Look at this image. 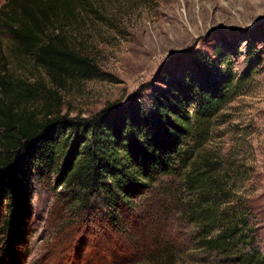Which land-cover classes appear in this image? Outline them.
<instances>
[{"label": "rangeland", "instance_id": "rangeland-1", "mask_svg": "<svg viewBox=\"0 0 264 264\" xmlns=\"http://www.w3.org/2000/svg\"><path fill=\"white\" fill-rule=\"evenodd\" d=\"M8 1L0 0V18ZM74 5L75 17L54 25L92 59L100 71L96 77L49 75L0 23V78L12 81L19 95L21 80L44 84L37 97L16 94L19 111L42 121L47 112L51 119H86L112 104L148 101L156 90L167 89L170 79L175 88L193 76L199 79L195 59L213 69L229 66L244 84L214 121L197 162L239 169L236 183L226 178L232 205L247 210L250 235L264 256V0H76ZM224 58L228 64L216 65ZM0 98L6 95L0 92ZM24 167L29 202L21 215L23 238L8 251L1 233L17 212H10L11 192L0 196V264H240L199 246L198 228L181 213L193 196L176 179L136 200L135 215L128 213L113 227L96 211L72 208L65 189L56 186L57 174L45 186L34 167Z\"/></svg>", "mask_w": 264, "mask_h": 264}, {"label": "trees", "instance_id": "trees-1", "mask_svg": "<svg viewBox=\"0 0 264 264\" xmlns=\"http://www.w3.org/2000/svg\"><path fill=\"white\" fill-rule=\"evenodd\" d=\"M38 1L39 14L34 0H9L5 5L0 23L11 31L19 49L32 55L49 75L99 76L92 59L74 48L69 34L54 25L75 17L76 0ZM224 63L228 64L225 58L216 65ZM194 65L199 79L193 76L175 88L173 79L165 76L167 89L156 90L148 101L112 104L86 119H51L47 112L42 121L32 112L19 111L16 94L37 97L44 84L21 80L24 90L19 95L14 83L1 77L0 92L6 98H0V149L4 152L0 196L11 192L10 212H17L4 222L1 233L8 238L7 251L23 238L21 215L29 202L26 166L34 167L36 179L45 186L51 184L49 176L57 174L56 186L65 189L64 198L72 208L96 211L113 227L121 226L128 213L135 215L136 200L157 190L164 180L176 179L193 196L181 213L198 228L201 248L235 263L264 264L250 235L247 210L232 205L229 181L239 180V169H225L208 160L197 162V153L210 141L214 121L238 96L244 79L237 80L229 66L213 69L201 59H195ZM230 205V210L222 209Z\"/></svg>", "mask_w": 264, "mask_h": 264}]
</instances>
